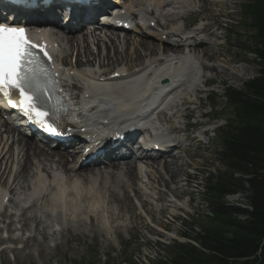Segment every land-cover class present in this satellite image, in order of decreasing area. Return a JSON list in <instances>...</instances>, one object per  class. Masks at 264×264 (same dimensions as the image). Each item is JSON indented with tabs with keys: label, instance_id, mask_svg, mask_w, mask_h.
<instances>
[{
	"label": "bare ground",
	"instance_id": "6f19581e",
	"mask_svg": "<svg viewBox=\"0 0 264 264\" xmlns=\"http://www.w3.org/2000/svg\"><path fill=\"white\" fill-rule=\"evenodd\" d=\"M208 1L127 0L126 18L143 17L145 29L123 30L100 25L89 34H82L80 29L62 31L55 27L57 34L62 32V37L53 39L43 34L33 37L35 43L47 53L59 49L56 61L53 58L51 65L56 72L63 98L76 96L77 112L73 114L83 122L80 128L86 129L87 136L100 139L101 135L95 128L99 121L121 126L141 118L148 109L147 97L153 94L159 98L157 93L160 94L166 88L159 87L160 80H166L167 86L176 88L185 81L166 102L170 114L159 116L158 121L162 127L165 126L167 130V124L176 120L181 124L194 111L199 112V118L203 117L200 112L202 102L198 95L201 86L211 83V79L204 78V73L210 71L219 75L220 83L232 79L227 68L210 64L216 61L219 52L217 43L220 37L216 32L219 27L216 23L195 25L193 30L187 31L190 25L186 18L203 12ZM48 13L57 14L52 9ZM150 23H154L155 28H150ZM104 44L113 52L115 60L110 54H103V50L101 53L91 51L92 46L99 50ZM127 51L130 52L127 54ZM131 52L132 56L129 55ZM115 74L118 76L114 77ZM253 74L254 70L250 69L246 75L250 77ZM193 94L196 96L195 102L191 99ZM169 95L168 92L159 100L164 101ZM190 106H193L192 109ZM73 114L67 105L63 120L70 121ZM2 127L6 131L0 133V205L6 203L11 212L15 209L22 211L24 208L34 211L38 208L37 213L47 220L55 213L44 209L50 206L60 208L58 216L65 215L60 198L66 197L71 201L89 202L90 217L95 220L102 218L99 216L102 210L96 215L94 213L101 208V201L105 205V199L100 193L104 192L106 182L109 183L105 189L112 199L117 192L132 191L134 196L146 194L152 200H157L158 192L160 198L163 197L157 185L166 187L168 180L179 178L180 173L182 175L184 167L181 160H174L173 153L139 161L124 158L121 161L111 160L102 166L100 163H91L87 167H80V161L86 159V155H81L78 150L57 152L23 137L14 140L15 130L7 123ZM170 130L179 132L180 127L170 126ZM165 137L161 132L157 138ZM189 140L195 141V138L190 137ZM187 141L176 142L174 151H184V143L187 144ZM106 152L104 150L103 155L109 156V152ZM142 163L146 164L145 168L141 166ZM136 179L141 181L135 189L132 181ZM151 188L156 190L152 191ZM160 202V199L156 201L157 204ZM173 202L170 199L167 203L172 206ZM144 203L142 201L141 205ZM4 217V211H0V220ZM8 217L12 218V214ZM31 219L39 224L35 216ZM111 221L112 218L103 219L104 224ZM12 223H8L5 232ZM25 226L26 219H23L21 229ZM11 242L17 243L19 240H0V244ZM23 243L28 244L27 241Z\"/></svg>",
	"mask_w": 264,
	"mask_h": 264
},
{
	"label": "rangeland",
	"instance_id": "374dc122",
	"mask_svg": "<svg viewBox=\"0 0 264 264\" xmlns=\"http://www.w3.org/2000/svg\"><path fill=\"white\" fill-rule=\"evenodd\" d=\"M248 1L209 0L203 12L198 15L191 14L186 18L190 25L188 29L191 30L195 25L216 23L215 25L219 27L216 29L220 37L217 43L219 52L216 61L210 64L215 63L227 68L232 78L220 83L219 75H214L210 71L204 73V78L211 79V83L205 84L204 88L201 86L202 91L198 95L202 102L200 112L203 113V117L199 118V112L194 111L187 116L190 125L197 122L207 123L208 118L209 121L213 118L218 119V123L210 124L208 128L204 126L205 129L224 128L226 121L233 115L225 99V90L227 88L242 90L243 85L257 74L258 64L251 54L254 49L251 30L241 13V8ZM105 45L100 50L95 46L92 47H95L99 53L103 50V54H110L109 56L115 60L113 52ZM95 48H92L94 53L97 52ZM118 50L121 51L120 48ZM128 52L130 51H127V54ZM129 55L132 56V52ZM250 69L254 70V74L247 77L246 74ZM195 98V94L191 95L194 102ZM192 107L190 106V109ZM201 130H189L185 135V138H188L187 144L184 143L183 147L185 149L188 145L186 150L173 153L174 160L176 162L181 160L184 164L182 175L180 173L179 178L168 180L166 187L156 184L163 194L160 198L157 190V200L161 201L159 204L149 195L134 196L132 191L117 192L112 199L108 197L105 189L109 183L106 182L104 192L100 193L105 199V205L101 201V208L96 209L94 213L96 215L102 210V215H99L102 218L98 220L90 217L89 202L71 201L66 197L60 198L63 202L64 216L57 215V211L60 210L58 207L44 208L55 212L49 220L37 213L38 208L34 211L28 208L22 211L15 209L14 212L19 213L22 219L20 218L18 222L19 227L12 230L15 224L12 219L14 214L7 213L5 209L6 217L13 223L7 235L0 233V240H4V236L18 238L19 242L0 244V264H155L159 259L170 258L173 253L170 247L174 243H192L196 246L183 236L197 234L200 226L205 223L204 219L210 209L209 197L206 193L207 179L210 174L215 175L216 172L223 171L222 165L216 158L217 133L220 129L209 132L206 138L201 137ZM190 137H194L195 141H190ZM142 165L146 167V164L142 163ZM140 181V179L132 181L135 189ZM151 190L156 189L151 188ZM245 197L246 193L240 192L226 196L225 200L228 204L245 208L247 207ZM174 198L177 201L173 202L172 206L167 203ZM142 201H145L143 205H141ZM9 214H12V218L8 217ZM34 216L39 224L31 219ZM7 218L3 220L4 226L9 221ZM107 218H112V221L104 224L103 219L107 220ZM23 219H26V226L22 230ZM13 231L21 232L17 234ZM22 240L27 241L28 244H24Z\"/></svg>",
	"mask_w": 264,
	"mask_h": 264
},
{
	"label": "trees",
	"instance_id": "16d2710c",
	"mask_svg": "<svg viewBox=\"0 0 264 264\" xmlns=\"http://www.w3.org/2000/svg\"><path fill=\"white\" fill-rule=\"evenodd\" d=\"M241 13L259 69L242 90H225L233 115L217 133L223 171L207 179L211 216L197 234L183 236L196 246L174 243L170 258L155 264H264V0H249ZM240 192L249 210L225 201Z\"/></svg>",
	"mask_w": 264,
	"mask_h": 264
}]
</instances>
